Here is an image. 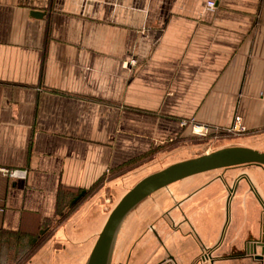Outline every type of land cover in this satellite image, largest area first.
Masks as SVG:
<instances>
[{
	"label": "crops",
	"instance_id": "obj_1",
	"mask_svg": "<svg viewBox=\"0 0 264 264\" xmlns=\"http://www.w3.org/2000/svg\"><path fill=\"white\" fill-rule=\"evenodd\" d=\"M207 1L0 0V168L27 172L0 173V230L45 238L68 213L49 237L86 264L107 199L182 121L264 151V0ZM263 239L264 171L241 165L146 198L111 264H264Z\"/></svg>",
	"mask_w": 264,
	"mask_h": 264
},
{
	"label": "water",
	"instance_id": "obj_2",
	"mask_svg": "<svg viewBox=\"0 0 264 264\" xmlns=\"http://www.w3.org/2000/svg\"><path fill=\"white\" fill-rule=\"evenodd\" d=\"M32 14L36 17L45 15L40 11H33ZM241 165L256 166L264 171V151L244 145L224 146L196 157L172 163L147 175L130 188L109 212L86 264H111L117 234L124 219L128 213L156 191L193 175ZM85 192L82 191L72 200L68 208L77 203L85 195ZM43 233L45 230L40 231V235ZM36 240L37 238L34 239V242ZM259 244L263 245L264 242ZM249 247L250 251L252 250L254 253L257 243L250 244ZM257 257L264 258L263 254Z\"/></svg>",
	"mask_w": 264,
	"mask_h": 264
},
{
	"label": "rangeland",
	"instance_id": "obj_3",
	"mask_svg": "<svg viewBox=\"0 0 264 264\" xmlns=\"http://www.w3.org/2000/svg\"><path fill=\"white\" fill-rule=\"evenodd\" d=\"M189 129L191 131V127ZM190 131L182 137L172 138L168 143L161 145L160 150L156 151L154 155L152 154L153 156H151L149 161L148 159H143L142 162L144 163L141 165L140 171L130 176L128 180L126 179V182L124 181L120 193L127 192L138 180H141L150 172H155L166 165L181 160L217 150L222 148L224 143L227 142L217 132L210 133L207 136H200ZM119 195L109 198L107 196L112 208L118 201ZM66 212L68 211L66 210ZM67 216L68 213L59 215L60 218L54 226L63 224ZM50 226L51 229L45 238L43 237L44 233L42 235L37 233L34 237L21 234L20 237L16 235L14 238L0 233V264H78L73 262L72 259L78 255L75 249L79 246L73 244L64 249L63 246L65 245L62 242L52 241L49 236L54 234L55 227L53 223ZM35 238L37 240L34 242Z\"/></svg>",
	"mask_w": 264,
	"mask_h": 264
},
{
	"label": "built area",
	"instance_id": "obj_4",
	"mask_svg": "<svg viewBox=\"0 0 264 264\" xmlns=\"http://www.w3.org/2000/svg\"><path fill=\"white\" fill-rule=\"evenodd\" d=\"M207 7L209 9H214L216 7V2L214 0H208L207 1ZM130 63L136 64V60L132 59L130 61ZM181 125L183 127H191V131L193 132V134L196 135H200V136H207L210 133H214L216 132V128L212 127L210 125H205V124H201L196 122L195 120H186V121H182ZM232 131H234L233 129H230ZM0 173L7 175L11 178H25L27 175V172L25 170H21V169H7V168H0ZM107 202H109V200H107Z\"/></svg>",
	"mask_w": 264,
	"mask_h": 264
},
{
	"label": "trees",
	"instance_id": "obj_5",
	"mask_svg": "<svg viewBox=\"0 0 264 264\" xmlns=\"http://www.w3.org/2000/svg\"><path fill=\"white\" fill-rule=\"evenodd\" d=\"M0 233H4V234H7L9 236H12L13 238L16 236V235H19L20 237V233L19 232H16V231H6V230H0ZM11 242V241H10Z\"/></svg>",
	"mask_w": 264,
	"mask_h": 264
}]
</instances>
